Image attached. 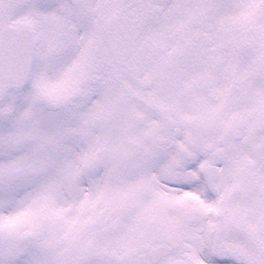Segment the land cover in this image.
<instances>
[{
    "label": "snow or ice",
    "instance_id": "6c2138e0",
    "mask_svg": "<svg viewBox=\"0 0 264 264\" xmlns=\"http://www.w3.org/2000/svg\"><path fill=\"white\" fill-rule=\"evenodd\" d=\"M0 264H264V0H0Z\"/></svg>",
    "mask_w": 264,
    "mask_h": 264
}]
</instances>
